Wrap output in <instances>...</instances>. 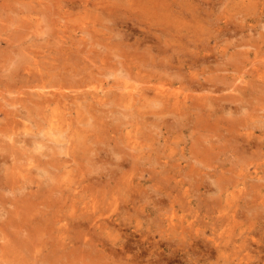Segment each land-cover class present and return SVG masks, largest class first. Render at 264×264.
<instances>
[{
	"label": "rangeland",
	"instance_id": "374dc122",
	"mask_svg": "<svg viewBox=\"0 0 264 264\" xmlns=\"http://www.w3.org/2000/svg\"><path fill=\"white\" fill-rule=\"evenodd\" d=\"M48 1L0 0V24L6 28L3 27V30L0 27V93H3V81L6 80L4 74L9 73L4 67L9 64L12 70L16 61L21 64V72L25 73L24 68L30 67L37 74L45 72L46 76L49 75L47 84L51 89L53 83L57 82L53 78L56 70H52V67L62 65L60 59L66 54L73 57V63L80 65L81 62L75 58V51L84 49L96 61L92 68L97 74L93 80L87 79L91 85L89 90L103 85L106 90L112 88L114 91H121L125 82L139 84L138 76L146 67L153 72L157 68L152 63L161 64L165 60V55L158 52L159 42L153 40L157 34L155 31L162 30L151 26V22L157 19H145L140 12L134 16L132 10L129 13L131 5L134 6L133 4L142 0H84L87 3L81 0H71L69 3L65 0H53L51 8L47 9V5L44 6L43 3ZM260 1L264 3V0ZM112 3H118L119 7H112ZM124 4L127 7H122ZM234 9L232 1L228 0H203L198 4L200 31L211 32L203 39L221 35L224 39L222 43L220 37L218 38L221 45H228V49L234 52L244 49L237 47L235 51L234 42L243 40L251 43L254 40H263L264 13L252 12L245 17V13L252 11L249 6H244L242 13ZM242 23H246L245 31L237 34L234 28ZM150 31L153 32L149 33ZM186 32L183 31L184 34ZM8 35L16 41L13 46L4 40V36L7 38ZM109 36L113 39H108ZM117 36L125 38L122 44L116 43ZM61 39L70 42V45H63L66 50L57 49L62 46ZM102 39L107 40L102 43ZM215 45L214 41L204 51L202 44H199L203 49L201 52L211 58L205 59L206 62L194 70H212L219 80L233 74L239 75L238 71H242L239 63L234 66L235 61L220 59L221 54L210 52ZM250 48L256 50V47ZM71 50L73 53H70ZM151 50L159 57L151 58L149 65L141 58L142 54L145 55L146 51ZM195 50L192 43L186 53ZM81 58H85V55ZM252 59L253 56L243 57L245 62H240L243 71H246L244 66ZM165 61L169 64L167 59ZM173 63L175 64L170 65L175 67L169 71L183 80L185 76H190L187 74L188 67L179 65L178 61ZM37 68L42 72H38ZM251 68L247 67L249 70ZM70 74L69 79L73 81L84 76V73ZM154 75L153 79L159 78H154ZM205 75L209 77L210 73ZM205 75H200L199 79L204 80ZM19 80L18 83L22 85L27 81L26 77ZM237 83L249 89L241 91L245 95L248 92L245 96L248 100H245L247 107L243 106L238 110L237 104H241L240 101L232 103L230 100L235 96H241L242 99L244 96L241 92L225 90L221 94L205 91L195 93L200 97L202 94L217 97L230 94L232 97L216 100L215 107L212 108L200 97L197 100L190 99L187 103L191 107L188 108L189 118L182 122L186 126L178 125L173 113L167 114L159 125L152 124L155 121L153 113H158L160 107H144L141 104L135 108L137 115L126 117L121 112L124 111L123 106L117 102L106 106L99 105L100 109L109 110L110 126L100 124L95 130L86 129L89 134L88 148L90 146L96 149L95 146H99L106 150L113 149L121 142L120 146L134 143L137 138L148 143L143 152L145 154L142 163L137 165L138 175L134 178V184L128 188L129 194L122 193V188L117 186L119 181L115 183L117 180H111L109 176V180L106 176L99 180V176L89 171L91 168H100L101 155L91 154L88 160L93 164L79 154L76 155L77 164L72 162L67 167L60 165L61 161L57 167L46 164L50 158L42 152L48 151L47 149L53 151L54 145L64 143L65 139L60 138L59 142L53 140L59 135L54 136L49 125L42 131V125L37 122L41 121L40 116L34 118L31 116L33 112L26 115V110L21 105L19 109L25 112L22 111L17 117L9 115L8 113L17 109L9 105L10 100L5 101L0 96V106H3V111L0 110V148L10 145L11 140L3 138L6 137L4 134L11 133L10 126L13 121H18L16 134L19 137L23 138L22 134H25L30 139L50 144L47 149L45 147L41 152L33 153L32 144L29 143L28 154L41 159L40 162L24 167L30 173V179H14L9 176L13 158L0 161V245L7 243L5 250L0 249V259L5 258L7 263L4 264H264V218L258 220L261 216L264 217V151L254 148L243 154L232 143L221 140L227 132L206 129L210 124L207 123L208 120L215 123L216 119L220 120L218 118L227 119L230 122L235 121L241 131L251 129L257 137L264 139V87H260L264 82H257L256 85ZM179 86L180 82L176 80L173 88ZM5 96L13 99L18 94L10 91ZM195 103L202 104L205 110H198ZM77 105L79 106L78 103L74 106ZM215 110V118L210 117ZM199 115L198 125L196 116ZM75 116L76 112L70 115L74 118ZM116 116L120 120L112 125V121L117 119ZM125 120L132 122L139 132H131L135 127L131 123L123 125ZM26 130H32L34 135L25 133ZM75 130V127L70 129L71 132ZM95 132L102 139L94 144L96 140L91 137L96 135ZM58 133L59 131L56 134ZM206 135H213L215 141H221L217 145L219 148L212 149V153L208 154L211 156L208 160L204 159L209 158L206 154L197 156L192 153L193 147L199 151L202 147L211 149V144L204 141ZM256 139L254 140L257 141ZM25 144L23 141L19 142V145ZM108 152L111 155V151ZM27 156L19 162L24 164ZM57 156L67 158L66 154L52 158ZM102 166L107 173L114 168L112 162ZM61 168L65 169L64 174L61 173ZM81 168L88 173V178L79 176ZM67 171L72 175H66ZM234 193L238 197L234 198ZM31 203L39 208L27 211L26 206ZM249 207H254L252 212H249ZM49 209L54 212L55 219L43 226L44 223L40 220L45 219L43 213ZM96 222L102 223L103 227H96ZM48 226L49 229L42 232ZM4 230L9 239L4 235ZM218 249L223 250L218 252ZM244 257L249 258L245 260Z\"/></svg>",
	"mask_w": 264,
	"mask_h": 264
},
{
	"label": "bare ground",
	"instance_id": "6f19581e",
	"mask_svg": "<svg viewBox=\"0 0 264 264\" xmlns=\"http://www.w3.org/2000/svg\"><path fill=\"white\" fill-rule=\"evenodd\" d=\"M53 0H49L48 3H43L44 6L47 7V9H50L51 2ZM67 3H69L71 0H65ZM84 1V0H81ZM203 0H142L141 2H137L136 4L131 5L129 9L133 11V15L136 16L138 12H140L145 19H157L151 22V26L153 28H156L160 31H155L157 34L154 35L153 40L159 42L158 46V52L160 55H165L164 59L168 60L167 62L169 64H166L165 60L161 64H154L152 63L154 68L153 72H150V70L146 67V69L141 72V74L138 76V80L140 81L139 84H130V83H124L120 89L114 91V89L110 88L106 90L105 86L103 85H97L95 87V90H89V87L91 86L89 81L93 80L95 78V75L97 72L92 68L95 67L93 63H95L94 57H90L87 55L88 52L86 50L77 49L75 51V58L80 61V65L75 62L73 63V57L70 55H65V59H60L62 65H57L52 67V70H56L53 75V78L57 79V82H54L52 85V88L49 89V85L47 84V79L49 78V75H45V72H42L37 68V71L41 74H37L36 70L30 67L24 68V72L20 71V62L16 61V65L12 70L10 69V65L7 64L4 68L8 69L9 73H5L4 75L6 77V80L3 81L4 89L3 93H0V96H2L5 101L10 100V104L13 107H15L17 110L12 111L11 113H8L9 115H14L17 117L20 115V113L26 110V115L29 114V112H33L31 116H34V118H38V115L40 116L41 121H37L38 124H41V130L44 131L47 126L49 125L51 133H53L54 136L59 135L58 138H53L56 142L60 141V138H64V143H60L59 145L53 147V151L51 149H47L50 144L37 140V139H30L27 137V135L22 134V137H19L16 130L18 121H13L12 125L10 126L11 130L9 134H4L6 137L5 139H10V145L4 146L3 148H0V161H8L10 158H13V165L10 172V175L14 179L24 178V179H30L28 177L27 171L24 170L25 166H31L34 162L37 163V161L40 162V158H37L35 155H29L28 151L30 150V146L28 147L29 143L32 144L33 153L35 151L41 152L43 148L46 147L48 151L42 152L44 156L49 157L50 160L46 161V164H51L55 167L59 164L64 165L67 167L68 165H71L72 162L77 164L78 159L76 157L77 154H79L80 157H85V159L88 160V158H91V154L94 153L95 156L101 155V166L97 170H92L93 168L89 169L90 172H94L95 176L99 180L104 179L105 176H109V179L117 180L115 183H118V187L122 188L120 189L123 192L130 193V187L134 184V178L138 175L139 168L137 167L138 164H141V160L143 159V155L145 153L144 149L148 143H145V141H141L140 138L135 139L134 143H128L126 146L121 143L116 145L113 149H107L103 148L105 151H102L103 149L99 146H95L96 149L89 146L88 148V139L89 134L86 129L95 130V128H98L100 124H106L107 126H110V121L108 120L111 118V115L109 114L108 109L102 110L100 109V106H106L113 103H119V105L123 106L124 111H121L123 116L130 117L132 115H137L138 112H136L135 108L136 106L143 105L149 106V107H160L161 110H159L158 113L154 112L155 121L152 122L155 126L159 125V122L161 120H164L165 116H168L167 114L173 113L176 116L177 124L181 126H186L185 123H182L185 118H189V112H190V106H187V103L190 99L197 100L198 97H200L198 94L202 91H205L207 93H219L221 94L225 90H233L234 92H241L243 89L248 91L247 87H244L240 85L237 82L244 83V84H251L256 85L257 82L261 84L264 82V39L260 41H252L251 43H248L249 41H243L240 42H234L233 46L235 51L239 48H243V50H239L234 52L231 49H228V45L222 46L220 41L224 43V39L221 35L215 36L213 38L203 39L204 36H208L211 34V32L205 33V31H200V21L199 18L201 17L199 15V11L197 10L198 4H201ZM232 1V5L235 8L234 10L239 11L242 13L244 6H249V8L252 10L249 13H245V17H248L250 13L259 14V12L264 13V3L260 0H228ZM63 2V0H62ZM87 3V1H84ZM3 4V3H2ZM12 3L9 5L11 6ZM112 7L117 8L119 7L118 3H112ZM17 7V6H13ZM122 7H127V4H124ZM113 8V9H114ZM12 9V8H10ZM112 10V9H111ZM30 14V13H29ZM262 15V14H260ZM254 19V18H253ZM249 23L248 19H245ZM255 21V20H254ZM3 22V21H2ZM252 22V20L250 21ZM256 23V22H255ZM246 23H242L238 26H235L234 30L238 34L239 32H244L246 28ZM25 25V24H24ZM208 25V24H207ZM253 28V25H250ZM1 29H3V24H0ZM5 28V27H4ZM209 28V25H208ZM256 27L254 26V29ZM6 29V28H5ZM253 29V30H254ZM259 29V28H258ZM4 30V29H3ZM187 31L189 33H183V31ZM20 31V30H19ZM166 31V33H164ZM153 31H150L151 33ZM164 33V34H163ZM148 34V33H147ZM263 35V34H262ZM7 36V35H6ZM264 36V35H263ZM220 37V41H218V38ZM261 37V33H260ZM9 38V39H7ZM4 40L9 41L12 46L16 43L14 38L8 37ZM69 38V37H67ZM108 39H113L112 37H108ZM2 40V41H4ZM107 39H102V43H105ZM125 40L124 37L117 36L116 43L122 44V42ZM216 45L214 47H211V53L212 51L215 54H221L220 59H227L231 61H235L233 64L234 66H238L237 63H239L240 69L243 71V66L241 67L240 62L243 61V57L246 55L253 56L254 59L250 60L247 65L244 66L246 71H238L236 69V73L238 71L239 75L233 74V76H226L225 78L218 79L216 75L213 74V71L210 70L207 72L205 69H203V72L194 70L197 66L203 65L206 60L210 59L208 58V55L201 52L207 51V47L214 42ZM62 46L60 48H57L59 50H66L64 49L63 45L66 43L70 45V42L66 39H61ZM184 42V43H183ZM195 45L196 50L192 53H186L188 51V48L191 46V44ZM3 44V43H2ZM199 44H202L203 49L199 47ZM227 46V47H226ZM250 47H256V50H250ZM258 47V48H257ZM70 49V47H68ZM233 49V47H232ZM217 51V53H216ZM231 51V52H230ZM31 55V52H28ZM70 53H73L72 50ZM179 53V54H177ZM30 55H27L28 58ZM82 55H85V58H81ZM239 56H242L240 59ZM159 57L158 54L146 51L145 55L142 54V58L147 64L150 65V59L151 58H157ZM178 61L179 65H182L187 68V74L190 76H185V80H183L180 76H176L173 72L169 71L170 68H174L175 64L173 62ZM239 61V62H236ZM71 63V64H69ZM201 63V64H199ZM3 64V63H2ZM245 64V63H243ZM232 65V66H233ZM81 66V69L79 68ZM251 66L252 70L247 69V67ZM1 67V66H0ZM3 67V66H2ZM235 69V68H234ZM44 71V70H43ZM235 71L233 73H235ZM75 72L77 75H80L84 73V76L81 77V79L73 81L69 79L71 76L70 73ZM100 72V70H99ZM209 74V77H206ZM235 73V74H236ZM155 74V75H154ZM142 75V76H141ZM154 75V78L156 76H159V78L153 79L152 76ZM200 75H205L204 80L199 79ZM26 77V83L19 84L18 82L23 80V78ZM89 79V81H87ZM1 80V77H0ZM157 80V82L155 81ZM176 80L180 82V86L178 88H173L174 84L176 83ZM25 82V81H24ZM76 82V83H74ZM231 82H233L231 84ZM224 84L226 87H223ZM170 85V86H169ZM250 85V86H251ZM258 85V84H257ZM259 86V85H258ZM260 87H264V84H261ZM27 89V90H24ZM253 89V88H252ZM262 89V88H261ZM264 90V89H263ZM13 92L17 93L18 97L9 99L5 96V93L7 92ZM200 91V92H199ZM254 91V89H253ZM251 91V92H253ZM245 92V91H244ZM198 93V94H195ZM244 97H233L229 94H223L220 97L217 96H209V95H203L200 97L201 100H205L206 105L209 107H215L214 102L216 100H227L231 98L232 103H236L237 101H240L241 104H237V109L247 107L246 103L248 102L247 99H245L246 93H243ZM9 94V93H8ZM9 96V95H7ZM15 96V95H14ZM229 96V97H228ZM10 97V96H9ZM114 97V98H113ZM113 98V99H111ZM7 99V100H6ZM193 100V101H194ZM247 100V102H245ZM79 104V106L76 104ZM19 105L23 107V109H19ZM97 105V107H96ZM246 105V106H245ZM240 106V107H239ZM195 107L198 110H205V107L200 103L196 104ZM231 105L229 106V110L231 111ZM34 108V109H32ZM189 108V109H188ZM76 109V110H75ZM223 109H226L225 107ZM0 110L3 111V106H0ZM75 110V111H74ZM221 111V110H220ZM6 113L8 111H5ZM50 112V114H48ZM74 112H76V116L70 117ZM216 110L213 114H210L209 116H214L215 118ZM69 114V115H68ZM196 116L198 119L197 124L199 125L200 117ZM228 117V116H227ZM88 118V119H87ZM114 118V117H113ZM116 120L112 121V125L117 121L120 120V117L116 116ZM141 118V116H139ZM218 118V116H217ZM131 120L133 118H130ZM196 119V120H197ZM220 120H215V123L211 120H208L207 123H210L207 125L206 129H209L212 132H218L224 130V132L228 133L227 135L223 134L224 141H228L232 143V146L238 151L241 150L243 154L250 152L254 148H257L258 150L264 151V139L261 136H256L255 131L251 129H245V132L241 131L240 127H238L235 123V121H227L224 117L222 120L221 118H218ZM89 120V121H88ZM230 120V119H228ZM242 120V119H241ZM76 121V123H74ZM87 121V122H86ZM147 121H150L147 119ZM145 122V121H144ZM129 124L131 123V126H134L135 128L131 130V132H139V129L130 121L122 122V124ZM162 123V122H161ZM218 123V124H217ZM82 124V126H81ZM188 125V124H187ZM221 125V126H220ZM224 125V126H222ZM244 125V124H243ZM75 127V131L71 132L70 129ZM104 127V126H103ZM151 127V125H150ZM117 128V126H116ZM186 128V127H185ZM31 129V128H30ZM28 130V129H27ZM25 131V133L34 135L32 133V130ZM45 132V135H47L49 132ZM57 131H59L58 134ZM130 132V133H131ZM96 135L92 136V139H95L96 141L94 144L102 139L101 135L98 132H95ZM140 134H143L141 132ZM62 136V137H61ZM18 137V138H15ZM213 135H207L204 138L205 142H208L211 144L210 147H202L199 150H196L195 147L192 151L194 155L199 156L198 154L203 155H210L213 149H218V144H221V141H215L213 139ZM97 138V139H96ZM257 138V139H256ZM23 139V140H21ZM140 141H139V140ZM220 139V136H219ZM256 139L257 141H255ZM23 141L26 144L25 145H19V142ZM111 143V141H108ZM107 142V143H108ZM130 142V141H129ZM204 142V143H205ZM223 143V141H222ZM225 143V142H224ZM109 144V143H108ZM209 144V145H210ZM234 144V145H233ZM241 144V145H239ZM110 145V144H109ZM238 145V146H237ZM221 149V148H220ZM234 149V150H235ZM44 151V150H43ZM89 151V153H88ZM108 151H111V155ZM66 154L67 158H60L55 157L56 155ZM27 156V159L25 160V163H20L19 161L22 160L24 157ZM51 155V156H50ZM264 155V154H262ZM78 156V158H79ZM107 156H110L109 158ZM244 156V155H243ZM209 158L204 157L205 160L210 159L211 156H208ZM80 161V159H79ZM90 164H93L92 161L88 160ZM113 163L114 168L110 170L108 173L107 171L104 172V167L102 166L105 163ZM41 164V163H40ZM100 164V163H99ZM148 164V162H146ZM145 164V165H146ZM80 167H82L81 164ZM129 166V169H128ZM64 167V168H65ZM127 167V168H126ZM61 168V173L64 174L65 169ZM84 168H81L79 171V176L88 178V173L83 172ZM48 171V170H47ZM26 172V173H25ZM66 175H72L71 172L67 171L65 173ZM142 174V173H141ZM92 178H94L92 176ZM108 179V178H107ZM106 179V180H107ZM108 179V180H109ZM26 184V183H25ZM22 188V187H21ZM121 193V194H122ZM243 193H245L243 191ZM234 198L238 197L236 193L233 194ZM262 204L264 205V200L262 201ZM46 207L49 208V206L46 204ZM27 211H35L39 206L35 204H30L26 206ZM249 212L253 211L254 207H249ZM45 210V209H44ZM252 215V214H251ZM43 216L45 219H41L40 222H43V226H47L49 222L53 221L55 219V214L50 209L48 212L43 213ZM26 218V217H25ZM234 219H236V216H233ZM256 218H258L256 216ZM255 218V219H256ZM264 218L261 216L258 220ZM28 219V218H27ZM25 219V220H27ZM66 219V218H65ZM100 224V226H99ZM254 222L252 223V226H254ZM96 227H103L102 223L96 222ZM19 227V226H18ZM34 227V226H33ZM50 226L42 229V232H46L49 229ZM251 228V226H249ZM8 233L4 230V235L8 238ZM32 237V236H31ZM9 239V238H8ZM97 241V240H96ZM7 246V243H4L0 245V249L5 250ZM18 249V248H17ZM15 250V253L18 252V250ZM223 249H218V252H221ZM249 257H244V259H248ZM5 258L2 257L0 259V263H7ZM9 262V261H8Z\"/></svg>",
	"mask_w": 264,
	"mask_h": 264
}]
</instances>
